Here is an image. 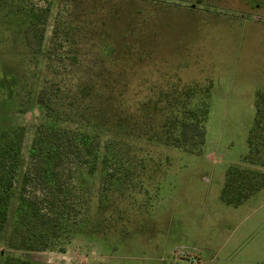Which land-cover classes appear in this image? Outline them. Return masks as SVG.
I'll return each mask as SVG.
<instances>
[{"label": "rangeland", "instance_id": "obj_1", "mask_svg": "<svg viewBox=\"0 0 264 264\" xmlns=\"http://www.w3.org/2000/svg\"><path fill=\"white\" fill-rule=\"evenodd\" d=\"M5 1L0 132L22 150L0 264H264V187L222 196L239 167L264 172V0ZM33 8L50 10L39 32ZM204 102L203 150L168 144L172 112ZM34 145L58 151L46 173ZM26 175L37 250L11 241ZM63 197L88 214L51 234Z\"/></svg>", "mask_w": 264, "mask_h": 264}, {"label": "trees", "instance_id": "obj_2", "mask_svg": "<svg viewBox=\"0 0 264 264\" xmlns=\"http://www.w3.org/2000/svg\"><path fill=\"white\" fill-rule=\"evenodd\" d=\"M7 2L0 0V6ZM19 3V1H17ZM48 9L38 11L37 9H29L27 14L30 22V31L39 32L41 23L45 20L49 12ZM185 91V90H184ZM191 89L188 88V92L191 93ZM179 95L178 90L174 91L171 95H166L167 98H175L177 100ZM262 98H260L261 100ZM258 100L257 111L258 114L262 112ZM210 106L207 102L202 103L199 106H183L172 112V117L164 122V127L167 129V142L171 146L182 149L188 153H199L203 150L206 143V122L209 115ZM261 117V116H260ZM258 120V119H257ZM260 124V122H258ZM81 141V140H80ZM45 142V136L41 135L39 143ZM81 143H83L81 141ZM22 150V136L18 131L13 132H0V228L6 222L9 214V203L15 196L16 181L19 176V164L21 161ZM37 153L42 160V173L49 171L48 159L51 157L56 158L58 151L56 147L46 148V150L38 148L36 145L32 148V155ZM111 157L109 155L101 156V164L103 167L109 165ZM118 165H121L118 162ZM114 167L117 164L114 163ZM111 175L115 177L119 172ZM28 182V176H24L21 183L20 193L22 204L24 209L18 218L17 226L14 229L12 236V245H20L30 250H37L33 238L30 234L39 220L42 219L40 214L39 205L31 202L25 196L26 185ZM264 187V172L256 171L249 168L239 167L228 175L226 187L223 189V194L227 198L226 194L232 196H238L237 193H244L251 195L254 192ZM233 200V198H230ZM234 201V200H233ZM238 202V201H235ZM240 202L233 205L237 206ZM21 204V205H22ZM52 212H55L53 217L44 215L43 218L47 224L49 233L57 234L58 230H63V234L68 233L74 226L87 217V210H84V205H78L74 199H67L65 197L59 198L57 202L50 204L48 207ZM49 239V238H48ZM40 241V240H38ZM37 241V242H38ZM44 241V240H42ZM48 241L42 242L41 249H47ZM4 264H33L27 261H20L16 263L13 259H7Z\"/></svg>", "mask_w": 264, "mask_h": 264}]
</instances>
